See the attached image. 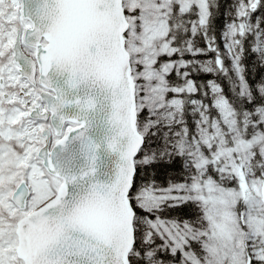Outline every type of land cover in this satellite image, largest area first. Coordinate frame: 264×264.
<instances>
[{
	"label": "snow or ice",
	"instance_id": "6c2138e0",
	"mask_svg": "<svg viewBox=\"0 0 264 264\" xmlns=\"http://www.w3.org/2000/svg\"><path fill=\"white\" fill-rule=\"evenodd\" d=\"M0 264H264V0H0Z\"/></svg>",
	"mask_w": 264,
	"mask_h": 264
},
{
	"label": "water",
	"instance_id": "95a60500",
	"mask_svg": "<svg viewBox=\"0 0 264 264\" xmlns=\"http://www.w3.org/2000/svg\"><path fill=\"white\" fill-rule=\"evenodd\" d=\"M126 63V56L121 60L118 52H110L109 59L106 63L105 70L112 75L119 76L121 71V64ZM54 80L56 79L55 76L52 77Z\"/></svg>",
	"mask_w": 264,
	"mask_h": 264
},
{
	"label": "rangeland",
	"instance_id": "374dc122",
	"mask_svg": "<svg viewBox=\"0 0 264 264\" xmlns=\"http://www.w3.org/2000/svg\"><path fill=\"white\" fill-rule=\"evenodd\" d=\"M228 123L230 124V127H235V124L232 121H228ZM212 126L214 131L212 133H207V138L210 140L218 138L216 142L222 146L225 141L224 129H221L220 125L216 121L212 122Z\"/></svg>",
	"mask_w": 264,
	"mask_h": 264
},
{
	"label": "trees",
	"instance_id": "16d2710c",
	"mask_svg": "<svg viewBox=\"0 0 264 264\" xmlns=\"http://www.w3.org/2000/svg\"><path fill=\"white\" fill-rule=\"evenodd\" d=\"M211 2L214 4L215 3V0H211ZM177 31H182V28H177Z\"/></svg>",
	"mask_w": 264,
	"mask_h": 264
}]
</instances>
